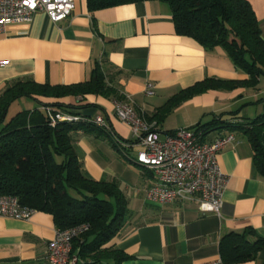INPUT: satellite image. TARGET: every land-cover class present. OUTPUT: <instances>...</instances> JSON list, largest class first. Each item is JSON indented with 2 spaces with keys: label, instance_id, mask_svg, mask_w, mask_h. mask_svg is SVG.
Instances as JSON below:
<instances>
[{
  "label": "crops",
  "instance_id": "0c3cea01",
  "mask_svg": "<svg viewBox=\"0 0 264 264\" xmlns=\"http://www.w3.org/2000/svg\"><path fill=\"white\" fill-rule=\"evenodd\" d=\"M247 1L264 39V0ZM0 61H4L0 90L18 78L42 85L81 83L98 62L107 71L108 84L128 96L139 113L146 119L160 118L161 137L178 128L204 125L216 116L227 122L246 121L264 111V76L254 88H210L176 98L206 78L242 80L247 74L234 65L225 49H206L177 34L170 7L160 0H138L93 12L86 0H75L72 13L58 22L36 12L28 22L6 25L0 34ZM61 99L89 104L71 112L77 121L95 127L73 133L82 175L114 181L125 197L124 225L107 244L128 255L118 264H203L220 255V241L227 233L251 228L264 237V176L256 170L252 147L242 131L217 124L203 135L208 142L233 135L218 155L219 166L229 177L219 212L197 200L159 206L145 198L153 181L151 172L125 161L118 152L125 146L134 158L140 146L129 127L116 118L112 96ZM97 117L102 126L94 123ZM55 229L52 215L42 211L26 220L0 216V264H47V242ZM262 263L264 252L230 264Z\"/></svg>",
  "mask_w": 264,
  "mask_h": 264
},
{
  "label": "trees",
  "instance_id": "16d2710c",
  "mask_svg": "<svg viewBox=\"0 0 264 264\" xmlns=\"http://www.w3.org/2000/svg\"><path fill=\"white\" fill-rule=\"evenodd\" d=\"M135 1L138 0H86V6L93 12ZM160 1L169 5L177 34L193 38L206 49H225L234 65L247 74L242 80L206 78L183 89L176 95L178 100L210 88L258 85L264 76V39L247 0ZM106 76V69L96 62L89 78L81 83L42 85L18 78L0 90V195H14L21 204L51 214L58 229L89 224V229L72 241V252L78 257L76 264H118L128 258L119 248L107 246L124 225L128 213L125 197L114 181L85 178L73 150V133L95 127L85 126L71 112L89 104L61 101L66 96L78 98L86 94L122 98ZM24 97L37 101V106L18 110L6 119L10 106ZM60 114L76 119L62 120L57 118ZM146 120L156 125L160 122L159 117ZM217 124L247 136L256 170L264 176V113L234 122L216 116L196 129L204 134ZM120 150L129 155L125 146ZM219 252L225 264L251 260L264 252V237L251 228L227 233L220 241Z\"/></svg>",
  "mask_w": 264,
  "mask_h": 264
},
{
  "label": "built area",
  "instance_id": "2783aa9c",
  "mask_svg": "<svg viewBox=\"0 0 264 264\" xmlns=\"http://www.w3.org/2000/svg\"><path fill=\"white\" fill-rule=\"evenodd\" d=\"M75 0H0V34L10 23L28 22L36 12H44L53 22L67 18ZM4 61H0V65ZM146 93L151 94L150 89ZM116 118L128 126L140 146L135 158L126 157L152 174L153 181L146 190V199L154 205L174 201L197 200L219 212L229 177L218 163V155L233 140L228 133L212 141L203 138L196 128H178L161 137L155 121H148L139 113L128 96L112 99ZM62 120H75L68 115H57ZM95 122L102 125L101 117ZM36 210L23 205L14 195H0V216L29 219ZM89 224L82 223L64 229L56 228L47 242V264H76L72 252L74 238L84 234ZM203 264H225L221 256Z\"/></svg>",
  "mask_w": 264,
  "mask_h": 264
},
{
  "label": "rangeland",
  "instance_id": "374dc122",
  "mask_svg": "<svg viewBox=\"0 0 264 264\" xmlns=\"http://www.w3.org/2000/svg\"><path fill=\"white\" fill-rule=\"evenodd\" d=\"M37 101L30 99V98H20L18 99L16 102H14L7 113L6 119L9 118L11 115H13L16 111L18 110H23V109H29V108H34L35 106H37ZM262 113H264V111H262ZM260 113V114H262ZM258 114V115H260ZM257 116V115H256ZM120 156L125 160V161H130L124 154L123 151H119ZM131 157V156H130ZM131 162V161H130Z\"/></svg>",
  "mask_w": 264,
  "mask_h": 264
}]
</instances>
